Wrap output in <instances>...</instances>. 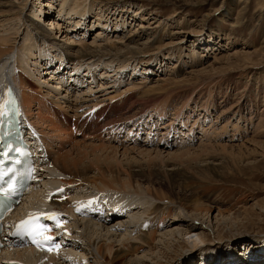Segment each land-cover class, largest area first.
Returning a JSON list of instances; mask_svg holds the SVG:
<instances>
[{
  "label": "bare ground",
  "instance_id": "obj_1",
  "mask_svg": "<svg viewBox=\"0 0 264 264\" xmlns=\"http://www.w3.org/2000/svg\"><path fill=\"white\" fill-rule=\"evenodd\" d=\"M51 1L49 0L50 5H53ZM91 2L96 6L99 4L101 6L103 3L104 6H108L115 4L116 0H69L73 9L80 7L84 10L83 15L78 16L74 12L75 16L72 19L70 17L67 21L62 19L59 14L57 15L59 23L53 20L48 22L52 27L55 26L56 30L61 29L59 24L64 28L63 25L67 24L65 31L69 30V35H79L81 30L87 32L89 27H87V23L85 24V21L88 20L86 16H91V11L95 9ZM26 3V0H0V95L5 82H7L6 85L10 84L17 89L18 95L22 92L21 86L24 91H29L31 95L22 96L23 103L20 98L24 108L25 121L29 124L24 106L26 103L29 109L33 97L44 99L45 111L49 114L40 110L33 114L34 125L40 129L36 128L40 143L34 144V151L37 152L34 160L39 163L36 174L39 181L33 185L32 191L26 196L25 204L22 206L23 210H20L16 217V214L8 217V227H11L7 232L9 244L0 252V264H86L87 262L89 264H155L156 257L153 256V252L156 249L167 247L170 241L173 243L177 241V245L180 244L182 241V231L180 230L185 225L187 217L192 223L191 229L192 226H197L195 216L209 214V210L205 209L203 203H199L192 196L179 193V189L186 187L193 172L202 178H207L210 175L219 177L221 165L216 164L215 161L218 158L208 156V152L214 150V145H210V143L222 138L224 133H216L210 122L207 127L202 126L198 120L191 122V117L185 112L186 110L181 108L182 102L174 100V96L156 98L175 92L176 88L168 81L166 83V79H156L152 85L141 81L118 89L123 81L118 80V75L126 76V73H122V69L127 65L129 68L131 64L125 65L126 63L117 62L118 58L122 56L111 53L117 49L116 43L106 42L91 49L95 43L92 44V42V46H89L85 42L77 40L74 42L71 40L73 36H69L68 42L74 44L78 42L74 45L77 53L90 54L91 56L100 54V58L96 59L99 61L94 63L98 66L115 63L117 65H114V68L117 71H112V78H115L111 80L112 82H104L100 84V88H96L92 87L93 80L94 82L97 78L104 80L103 73L97 75L96 71H92L89 66L81 70L82 65H78V67L69 63L62 65L53 61L54 59L47 61L45 58L43 61L44 63L48 62V68L54 67L52 69L54 71L50 73L59 72V75L56 76L58 83L50 86L54 90V96H57L56 93L59 90H66L65 95L61 98L65 100V102H61L65 107V111H62L59 104L49 97H43L42 90L34 89L31 81L28 78V81L24 79L29 75V71H26L27 56H33L34 53L26 47L28 32L26 31V35L22 39H18V33L17 30H14V26L22 22L21 15ZM62 8L64 7L61 5L58 10ZM68 10L66 9V11ZM95 11L97 10L95 9ZM101 14L102 11L97 16L101 19L103 17V22L99 29L100 33L97 32L95 37L103 36L106 30H110L109 28L104 29L110 26V21L106 20L104 14L101 17ZM91 19L95 21V18ZM83 20L85 21L83 22ZM94 24L97 25V23ZM46 25L48 26V24ZM51 30L52 33L40 34V39L42 36L44 40H47L60 33V31ZM116 32H121V30L113 31V33ZM131 33L127 36V40H130L132 36H137L136 32ZM37 50L38 52H47L49 47L39 44ZM138 51L128 50V54L138 55L140 53ZM60 61L65 63V58H61ZM154 62L156 65L158 64V61ZM57 63L58 66H56ZM8 65L15 66L16 72L4 69ZM61 67L63 69H60ZM148 67L151 68V66ZM46 70L48 69L46 68ZM75 70L77 72L73 74ZM38 79V85L42 87L46 79L40 77ZM85 81L90 83L86 87V91L78 92L75 95L77 93L76 86L81 87ZM17 82L21 85L18 88L15 87ZM116 82H119L118 85L115 84ZM103 87L109 89L108 93L102 90ZM152 93L155 95H150ZM194 93L190 95V99L194 98ZM143 97L149 99L145 101V106H151L157 102L156 105L150 109L148 107L141 112L135 111L128 115L129 112H133L132 108L142 105V102L137 100ZM209 101L212 102L213 99L211 98ZM205 103L208 104V101ZM170 110L172 115L165 123ZM205 111L197 113L199 116L204 113L203 117H205L208 110L205 108ZM195 112L189 115L193 116ZM210 115L209 113L208 116ZM65 117L68 127H65L62 122V120L65 121ZM128 125L131 126L128 134L133 136L121 137L122 130L125 131ZM238 128L240 127L233 128L231 134L228 133L229 135L225 138L230 136L229 139H233L235 136H241ZM86 130L90 132L88 139H85V136L89 135L86 134ZM141 132L146 135L147 142L142 140L143 137H138ZM155 132L158 134L156 142L149 138V135ZM195 132L199 133L200 138H193ZM182 133L187 136L191 133L192 136L182 138L179 144L175 143V139L181 137ZM195 139L203 140L195 141ZM127 141L136 144L144 142L145 147H151H144L145 150H142L143 145L138 147L139 150H136L139 151L138 154L144 155L145 160L129 163L122 162L117 158L118 150L127 151L125 148ZM62 142L65 144L61 148ZM193 142H197L198 148H195V145L192 146ZM218 144L216 145L218 146ZM69 146L71 147L69 148ZM174 148H178L179 152L175 153L176 149L174 151ZM221 148L222 151H226L225 148ZM130 150L133 149L130 148ZM107 152L113 153L114 157L109 159L108 156H105L102 159L96 156L98 153ZM90 156L93 157L90 159ZM201 156L205 159L211 158L213 161L203 163ZM172 208L180 212L181 218L173 216ZM24 209L28 213L46 217L49 225L44 237L59 244L54 250L51 252L42 251L32 247L25 240L21 241L11 236L17 230L19 222L25 214ZM174 222L180 223L174 224L172 227ZM192 251L195 250L192 248ZM251 257H253V253ZM83 258H87V260L82 261ZM241 262L226 259V262L219 264H248ZM258 262L249 264H259Z\"/></svg>",
  "mask_w": 264,
  "mask_h": 264
},
{
  "label": "rangeland",
  "instance_id": "obj_2",
  "mask_svg": "<svg viewBox=\"0 0 264 264\" xmlns=\"http://www.w3.org/2000/svg\"><path fill=\"white\" fill-rule=\"evenodd\" d=\"M26 1L21 15L22 22L14 26L18 39H22L26 31L28 32L26 47L34 53L33 56H27L26 71H29V75L24 79L28 81V78L34 89L42 90L43 97H49L59 104L62 111H65V107L61 102L65 100L61 98L66 90H59L58 93H63H56L57 96H54V90L50 86L58 83L56 76L59 72L50 73L54 71L52 70L54 67L48 68V62L43 61L45 58L47 61L54 59L53 61L62 65L66 63L75 67L82 65L81 70L89 66L92 71H96L97 75L103 73L105 78L103 76L101 78L104 80L99 78L95 82L93 80L92 87L96 88H100V84L104 82H112L111 80L115 79L112 78V74L117 71L114 68V65H117L115 63H109L106 66L96 65L94 62L99 61L96 59L100 58V54L91 56L77 53L74 45L78 42L76 44L68 42V38L73 36L71 40L74 42L75 40L85 42L89 46H92V42V44L95 43L91 49L106 42L116 43L117 49L111 53L122 56L117 62L131 64L129 68L127 65L122 69V73H126V76L118 75V80H123L118 89L141 81L152 85L156 79H166V83L168 81L176 88L175 92L156 98L174 96V100L182 102L181 108L186 110L185 112L191 117V122L198 120L204 127H207L210 122L216 133H224L219 140L213 139L215 141L210 145H214V150L208 152V156L218 158L215 161L216 164L221 165L219 177L210 175L202 178L193 172L186 187L179 189V193L192 196L199 203H203L205 209L209 210V214L195 216L197 226L194 225L191 229L192 223L187 217L185 225L180 230L182 231L180 244L177 245V241L174 243L170 241L167 247L156 249L153 252V256L156 257L154 263L219 264L226 262V259H232L242 261L241 263L249 264L259 261V264H264V118L262 119L264 117V0H116L115 4L108 6H104V3L96 6L91 2L97 11L93 9L91 16H86L88 20H83L89 27L87 32L81 30L76 36L69 35V30L65 31L67 24L63 25L65 28L59 24L61 29L56 30V27H52L48 21L53 20L59 23L57 18L59 14L67 21L76 14L82 16L84 12L82 8L73 9L69 0H65V3H63L64 0H52L53 5H50L49 0ZM61 5L64 8L58 10ZM66 9L69 10L66 11ZM100 11H102L101 17L104 14L106 20L110 21V26L104 29L110 30H104L105 35L95 37L103 22V17L101 19L97 16ZM91 18H95V21ZM51 29L60 33L47 40H44L42 36L40 39V34L52 33ZM116 30L121 32L113 33ZM83 32L86 33L83 34ZM131 32H136L137 36L127 40ZM39 44L49 47V51H36ZM128 50H136L140 53L128 54ZM61 58H65V63L60 61ZM154 61H158V64L156 65ZM58 63L56 66L59 65ZM4 69H10L13 73L17 70L13 65H8ZM76 72L77 70L73 71V74ZM38 77L46 79L43 88L38 85ZM118 83L115 84L118 85ZM89 85L88 81H85L81 87L75 85L77 88L75 95L78 92H85ZM20 86L18 82L15 84L17 88ZM114 88L117 89L116 86ZM23 89L21 86L22 92L19 94L21 99L23 95H31L29 91L26 92ZM102 90L106 93L109 91L106 87ZM193 92H195L194 98L190 99ZM150 95L154 96L155 93ZM211 98L212 102L209 101ZM147 100L149 99L144 97L138 99L137 101L142 102V105L132 108L133 112H129L128 115L135 111L141 112L148 107L150 109L157 103L145 106ZM206 101L208 104L205 103ZM24 107L30 124L40 130L34 125L32 118L38 110L49 114L45 111L44 99L33 97L29 109L26 103ZM205 108L211 115L205 114L203 117L204 113H202L199 116L197 112H206ZM170 111L165 123L172 115ZM194 111H196L195 115H189ZM23 115H25L24 108ZM261 119L262 122H260ZM62 122L65 127H68L66 117ZM129 126L125 131L122 130L121 137L133 136L128 134L131 128ZM238 126L244 128H238L241 136H235L233 139H229L230 136L225 138L231 134L233 128L236 129ZM86 134H89L85 136V139H88L90 132L86 130ZM156 134L155 132L149 135L154 142L158 141V134ZM172 135L170 137H173ZM187 135L182 133L181 137L175 139V143L179 144L182 138L192 136L191 133ZM138 137H143L142 140L145 142L148 141L144 132H141ZM197 137L200 138V135L195 132L193 138ZM197 139L195 141L203 140ZM127 142L125 147L127 151L118 150L117 158L129 163L145 160L144 155L136 151L145 143L140 142L142 143L140 145L131 141ZM62 143L61 148L65 142ZM196 144L197 142H193L192 146L195 145V148H198ZM144 147L145 145L141 149L151 148ZM221 147L226 151H222ZM130 148L133 150L131 151ZM177 149H173L175 153L179 152ZM96 156L102 159L108 156L111 159L114 154L107 152L98 153ZM92 157L90 156V159ZM201 159L203 163L213 161L211 158L205 159L202 156ZM172 210L174 217L181 218L179 211L174 208ZM178 223L180 222H174L171 226ZM192 248L195 251H192ZM252 253L253 257H251Z\"/></svg>",
  "mask_w": 264,
  "mask_h": 264
},
{
  "label": "snow or ice",
  "instance_id": "obj_3",
  "mask_svg": "<svg viewBox=\"0 0 264 264\" xmlns=\"http://www.w3.org/2000/svg\"><path fill=\"white\" fill-rule=\"evenodd\" d=\"M0 115H3V113L0 112ZM52 218H54V217H52ZM23 223H24V224H28V221H24ZM45 230H46V229H45ZM46 239H50V238L46 237Z\"/></svg>",
  "mask_w": 264,
  "mask_h": 264
}]
</instances>
